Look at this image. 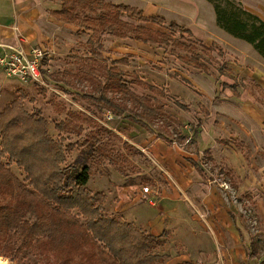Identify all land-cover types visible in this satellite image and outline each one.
I'll return each instance as SVG.
<instances>
[{
    "label": "trees",
    "instance_id": "16d2710c",
    "mask_svg": "<svg viewBox=\"0 0 264 264\" xmlns=\"http://www.w3.org/2000/svg\"><path fill=\"white\" fill-rule=\"evenodd\" d=\"M228 5L223 8L215 4L217 21L230 34L250 43L264 58V20L233 1ZM52 13L62 22L92 32L85 44L88 55L77 69L80 78L91 88L90 92L83 93L84 98L92 101L90 112L103 115L108 110L117 117L127 118L155 132L158 137L180 143L186 140L179 129L175 131L174 125L179 127V122L165 110L164 103L155 95L134 93L130 84L140 82L147 89L156 91L157 96L173 100L179 108H186L184 101L140 81L132 73L108 66L102 56L104 47L101 37L109 34L144 43H164L170 46L169 54L184 65L209 72L210 56H203L192 42L173 38V33L177 31L190 34L189 29L182 28L175 21L170 22L167 26L170 36L152 26L123 21L119 18L120 13H126L140 23L157 26L166 23L162 15L144 14L135 6L105 0H61L60 8ZM116 62L126 63L127 60L113 61ZM224 66L222 63L216 68L220 75L224 73ZM42 72L44 76L45 71ZM170 75L192 86L184 76L177 73ZM19 112H22L20 108ZM67 114L74 115L69 111ZM17 118L2 122L0 115L3 149L0 156L7 155L9 162H14L25 173L24 179L20 180L0 162V256L20 260L24 251L28 250L42 264H91L93 261L97 264H163L162 255L156 252L158 238L132 222L107 214L104 206L106 195L92 192L86 186L90 163H83L77 157L72 164H65L64 152L73 145L63 147L54 140L48 133L45 118L26 115L22 119L23 124L29 122L30 125L25 127L22 124V127L16 128L21 122ZM90 120L93 129L89 138L93 146L89 147L88 154L112 165L127 162L125 155L114 152L103 142L102 135L111 134V130ZM155 123L156 128L153 127ZM54 127L59 132L67 130L75 134H80L82 129L67 121ZM89 138L81 146L89 144ZM189 141L187 139V143ZM123 144L130 146L126 142ZM79 163L80 169L77 168ZM72 248L75 254H71Z\"/></svg>",
    "mask_w": 264,
    "mask_h": 264
},
{
    "label": "rangeland",
    "instance_id": "374dc122",
    "mask_svg": "<svg viewBox=\"0 0 264 264\" xmlns=\"http://www.w3.org/2000/svg\"><path fill=\"white\" fill-rule=\"evenodd\" d=\"M105 1L130 4L139 8L145 14L156 13L166 19L164 26H157L150 23H140L126 13H120L119 18L126 22L152 26L168 33L167 26L170 22L175 21L182 28L189 29L191 33L182 32L181 34L177 31L173 33V38L192 42L194 48L201 51L203 56H210L211 60L208 61L207 65L209 72H203L184 65L170 55L168 52L170 46L164 43H144L132 38H118L109 34H104L101 37L104 47L102 56L108 66L132 73L140 81L160 88L167 95L183 99L184 104H186L185 109L179 108L174 104L173 100H169L167 97L157 96L156 91L147 89L140 82L135 81V83L130 84L134 93L155 95L157 99L164 103L165 110L176 117L179 122V127L176 124L174 125L175 131L179 129L182 136L192 141L196 138L202 126L200 118H203V121L210 120L216 124V129L219 130L218 142H223L224 140L228 142L231 139L229 142L233 143V145L235 144L238 148H242L243 151L246 149L252 151L254 143L264 146V128L259 131L252 126L249 117L238 111L240 102L236 99V96L230 94L223 87L222 77L216 69L222 63L234 62L237 64L235 59L241 55L245 58L244 62L256 60L255 63H258L257 61L259 60L264 61L261 54L251 44L242 38L230 34L217 21L215 9L216 3L223 8H227L229 6L228 3L233 1L252 12L251 9L253 6L256 7L258 2L253 0ZM47 11L48 9H45V12ZM42 33L45 49L49 52L41 64L42 70L45 71L44 76L47 81V87L32 83H22L0 72L1 121L6 122L8 119H14L17 116L18 121H21L20 126H15L18 128L30 125L29 122L23 124L22 119L26 115L45 118L48 122V133L54 140L60 142L63 147L66 145L70 146L69 144L73 145L70 150L64 152L66 154L65 164H72L77 157L83 163H90L89 179L86 186L92 192L104 193L106 195L105 212L125 221L126 218L122 213H113L112 211V207L117 200L115 195L117 190L128 184L150 183L153 176L157 178L160 184L163 182L159 174L161 171L157 167L156 169L151 160L146 157V151H142L132 145V143L140 145L141 141H148V138L151 135H156V133L146 134L137 124L132 123L127 118L119 117L116 120V126H114L119 133L111 131V134H103L102 140L107 143V146L112 147L114 152L125 155L127 162L112 165L104 162L101 158H92L88 154L89 147L93 146L92 139L89 138V133L93 129L90 119L103 124L107 129L106 125L109 123L104 121L102 114L95 115L90 112L93 108L92 101L84 98L83 93L90 92L91 88L88 82H84L77 72L78 67L83 63V59L88 55V46H85V44L89 34L92 32L90 30H81L76 26L58 28L45 22ZM168 34L170 35V32ZM17 44L23 45V42ZM30 45L35 46L36 44L32 43ZM29 46L26 45V47ZM243 54L247 55L244 56ZM121 58H125L127 62L113 63L114 60ZM172 73L184 76L192 86L179 82L177 78L170 75ZM239 78L241 77H238L237 84L240 96V92L244 90L241 87L242 81ZM19 108L22 112H19ZM67 111L74 113V115L67 114ZM63 121L80 126L82 128L80 134L69 133L67 130L59 132L54 126ZM156 126L157 123L153 127L156 128ZM166 130L172 132L170 128H166ZM242 130L248 132L249 135L244 134ZM227 133L230 134V137ZM169 134L177 138L175 134ZM87 138H89V144L84 147L81 146L82 142ZM124 142L130 144V146L127 147L123 144ZM144 145H147V143ZM0 154H3L1 137ZM260 155L261 158H264V151L259 149L257 156L260 157ZM215 156V159H210L205 154L203 159H198L203 172L202 184L206 186H221L223 189L222 196L227 198L229 202H233V206L238 204L240 210L237 211L235 209V213L237 212V215L244 223L242 226L247 227L252 234L251 238L254 242L252 252L255 255L261 254L264 252V224L262 215L256 208V202H264V171L263 174H259L256 167L250 169L253 175L249 173V175L245 176L244 182L247 185L243 188V191L236 193L232 190L235 183H237L236 177L234 175H226L228 174L227 172L230 173L232 171V163L226 157L221 156L220 159L217 153ZM254 161L256 165L264 164V159L261 160L254 157L252 163ZM0 162L5 164L20 180L24 179V171L14 162H9L7 155L0 156ZM77 165V168L80 169L81 164ZM141 166H145L144 169L147 171L143 172L144 169ZM220 167L224 168L226 172L220 171ZM235 213L232 216H235ZM71 254H75V249L72 248ZM0 263L42 264L28 250L24 251L20 260H10L0 256ZM69 264L75 263L70 262ZM91 264H97V262L93 261Z\"/></svg>",
    "mask_w": 264,
    "mask_h": 264
},
{
    "label": "crops",
    "instance_id": "0c3cea01",
    "mask_svg": "<svg viewBox=\"0 0 264 264\" xmlns=\"http://www.w3.org/2000/svg\"><path fill=\"white\" fill-rule=\"evenodd\" d=\"M253 1L258 4L251 9L252 13L264 20V0ZM60 6L61 0H0V44L23 42L26 47L35 43V46L45 48L42 33L45 22L58 28L75 26L56 19L52 12ZM244 59L241 55L235 59L237 64H225L221 74L223 87L240 102L238 111L249 117L252 126L261 131L264 128V61L244 62ZM238 77H241L244 90L240 96ZM118 119L116 116L106 125L115 133H119L114 127ZM200 121L202 126L196 138L188 143L187 139L180 143L156 135H151L146 142L141 141L140 145L132 143L146 151V157L161 171L163 185L153 176L150 183L122 186L115 194L117 200L112 211L122 213L125 221L158 238L156 252L162 255L163 264H264V252L257 255L252 252V234L242 226L244 223L235 213V209L240 210L238 204L233 206V202L222 196L221 186L202 184L203 172L198 160L205 154L215 159L216 153L220 159L221 156L229 159L233 166L226 175L236 177L237 183L232 190L240 193L247 185L245 176L252 174L250 169L256 167L258 173L263 174L264 164L256 165L252 161L254 157L264 159L257 156L259 149L264 151V146L254 143L252 151H243L229 142L231 139L218 142L216 124L210 120L203 121V118ZM137 125L144 133L153 134ZM242 132L249 135L244 130ZM219 170L226 172L222 167ZM146 171L144 169L143 172ZM147 184L156 191L157 203L154 206L144 201L139 192L140 187ZM256 208L264 224V202L257 201Z\"/></svg>",
    "mask_w": 264,
    "mask_h": 264
},
{
    "label": "built area",
    "instance_id": "2783aa9c",
    "mask_svg": "<svg viewBox=\"0 0 264 264\" xmlns=\"http://www.w3.org/2000/svg\"><path fill=\"white\" fill-rule=\"evenodd\" d=\"M0 52V71L7 77L16 79L22 83H32L46 86L47 81L42 72V60L48 55V51L42 46L25 47L17 43H2ZM104 121L116 119L109 111L103 114ZM141 198L149 205L157 203L156 191L149 185L140 187Z\"/></svg>",
    "mask_w": 264,
    "mask_h": 264
},
{
    "label": "bare ground",
    "instance_id": "6f19581e",
    "mask_svg": "<svg viewBox=\"0 0 264 264\" xmlns=\"http://www.w3.org/2000/svg\"><path fill=\"white\" fill-rule=\"evenodd\" d=\"M3 262V261H2ZM0 264H2V263H0Z\"/></svg>",
    "mask_w": 264,
    "mask_h": 264
}]
</instances>
